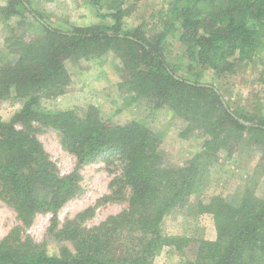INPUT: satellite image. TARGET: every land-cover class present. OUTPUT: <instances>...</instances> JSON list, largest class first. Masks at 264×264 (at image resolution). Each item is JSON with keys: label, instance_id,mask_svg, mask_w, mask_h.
I'll list each match as a JSON object with an SVG mask.
<instances>
[{"label": "trees", "instance_id": "obj_1", "mask_svg": "<svg viewBox=\"0 0 264 264\" xmlns=\"http://www.w3.org/2000/svg\"><path fill=\"white\" fill-rule=\"evenodd\" d=\"M88 2L106 8L100 17L111 22L63 29L30 0L0 6L2 16L17 19L6 39L17 59L0 68V100L12 97L22 104L9 121L0 114V202L21 222L0 241V264H157L165 247L179 251L192 243L194 258L185 264H264V193L257 194L264 171V111L234 107L215 84L181 75L168 55L169 37L177 35L196 70L207 67L219 76L247 60L261 66L264 83V0H166L162 28L150 33L142 24L125 25L127 0ZM110 51L126 70L119 87L133 101L173 110L186 122L182 137L203 135L201 149L184 164L168 162L160 135L138 120L113 124L94 105L83 114L44 106L43 100L69 90L66 60ZM40 128L61 135L77 159L73 171L59 172L36 134ZM241 144L260 153L254 178L236 195L195 203L192 196L220 153L232 154ZM97 162L121 163V174L110 182L114 189L104 198L128 191L127 208L87 227L83 222L94 212L88 207L58 227V212L80 190V168ZM190 207L213 215L215 239L164 231L170 211ZM42 212L53 215L48 230L61 244L57 253L21 234Z\"/></svg>", "mask_w": 264, "mask_h": 264}, {"label": "rangeland", "instance_id": "obj_2", "mask_svg": "<svg viewBox=\"0 0 264 264\" xmlns=\"http://www.w3.org/2000/svg\"><path fill=\"white\" fill-rule=\"evenodd\" d=\"M9 0H0V6L7 5ZM32 5L41 11L46 20L55 27L71 29L74 26H87L104 21L100 14L106 13V8L99 9L88 0H30ZM166 0H127V14L124 23L127 27L142 24L148 33L161 29L159 14ZM16 18L6 19L0 14V68L3 63H13L17 56L10 54L6 39L12 34L11 27L16 25ZM171 49L168 53L178 71L185 77L198 79L215 84L234 107L262 109L264 111V83L261 80V66L251 61H239L234 73L216 75L212 69L204 67L196 70V62L184 53V46L178 36L169 37ZM239 59V58H238ZM66 67L72 77V83L66 94L57 98L43 100L49 109L75 108L81 114L94 105L102 116L113 124H125L138 120L156 131L162 143L160 151L171 163L184 164L201 149L203 135L199 133L182 137L186 122L169 108L153 109L145 99L133 101L127 93V88L120 89L119 83L125 76V68L119 56L110 51L104 55L89 58L66 60ZM191 69V70H190ZM130 96H129V95ZM21 102L15 98L0 100V114L9 121L14 113L21 108ZM51 160L56 164L61 174L73 171L77 164L76 157L61 143V135L54 129L40 128L36 132ZM260 153L251 147L241 144L232 153L221 152L217 161L204 175V180L192 199L208 201L214 195L226 198L236 195L252 178ZM262 170V169H261ZM122 172L120 162L108 166L104 162L84 165L80 168V190L58 212V227L66 220L73 218L80 211L92 207L94 212L83 225L93 227L105 220L109 215L120 213L128 206V191L115 198L105 200L114 188L110 182ZM264 193V171L259 176L257 194ZM199 207L189 209H174L164 220V231L168 234L186 235L195 238H216V227L213 215L198 213ZM51 212L37 214L30 226L22 227L23 236H31L37 242H45L50 253H57L60 247L49 233L52 220ZM21 222L13 208L0 202V241L8 232L20 226ZM195 243L184 250L165 247L155 258L157 264H185L187 259H193Z\"/></svg>", "mask_w": 264, "mask_h": 264}]
</instances>
